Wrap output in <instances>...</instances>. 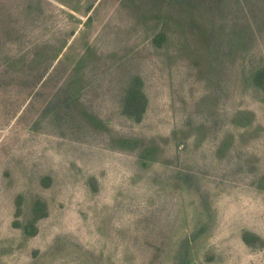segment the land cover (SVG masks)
<instances>
[{
	"label": "rangeland",
	"instance_id": "1",
	"mask_svg": "<svg viewBox=\"0 0 264 264\" xmlns=\"http://www.w3.org/2000/svg\"><path fill=\"white\" fill-rule=\"evenodd\" d=\"M262 69L264 0H0V264H264Z\"/></svg>",
	"mask_w": 264,
	"mask_h": 264
},
{
	"label": "trees",
	"instance_id": "2",
	"mask_svg": "<svg viewBox=\"0 0 264 264\" xmlns=\"http://www.w3.org/2000/svg\"><path fill=\"white\" fill-rule=\"evenodd\" d=\"M253 80L258 87L264 89V69L257 72L253 76ZM145 101V97L138 87L137 89H132L126 99L124 113L137 122L141 121L145 112ZM46 213L45 205L42 202L35 204L33 209V219L24 227L27 236L31 237L37 233L36 224L42 217L46 216ZM246 240H248V237H246Z\"/></svg>",
	"mask_w": 264,
	"mask_h": 264
}]
</instances>
